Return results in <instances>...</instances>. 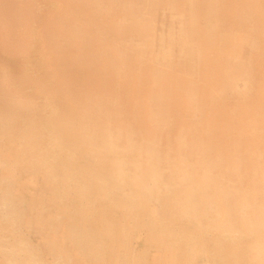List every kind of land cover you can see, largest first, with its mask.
I'll return each instance as SVG.
<instances>
[{
	"label": "rangeland",
	"instance_id": "obj_1",
	"mask_svg": "<svg viewBox=\"0 0 264 264\" xmlns=\"http://www.w3.org/2000/svg\"><path fill=\"white\" fill-rule=\"evenodd\" d=\"M228 1L222 0L221 10ZM243 4H231L235 14H226L217 9L215 0H0V264H10V259L31 264H264V247L259 248L261 252L254 249L259 242L264 246V227L250 231V235L240 232L248 212L241 201L239 212L229 220L240 232L234 241L222 235L225 227L217 218L215 206L204 207L199 218L186 212L187 208L184 210L185 205L197 199L195 182L200 169L192 139L182 149L186 161L178 162L177 133L182 126L198 131L203 115L193 100L184 102L183 93L167 80L169 74L174 81L179 78L189 84V95L194 97L202 85L214 89L216 81L224 83V94L217 91L211 97L207 93L202 95V99L209 98L215 103V114L222 124L213 132L228 134L229 129L223 126L229 120L230 138L245 136L239 142L245 140L247 145L240 146L245 158L241 160L247 167L256 165L258 160L249 156V150L253 141V149L258 144V149L264 148V141L259 140L264 129V4L258 11L239 7ZM126 8L128 14L124 15ZM76 12L78 17L81 15L80 20L90 22L88 26L92 29V17L99 18L96 21L102 28L95 31L92 41L99 59L91 67L105 68L103 86L115 91L121 79L132 85L128 86L131 95L128 91L123 94L121 103L126 108L129 105L128 115L135 113L128 123L140 125L137 130L131 125V131H135L131 137L139 150L135 148L128 155L131 159L123 171L118 168L116 153L108 158L99 144L101 137L92 133L96 129L101 135L104 130L101 119L95 115L92 118L96 124L89 121L85 125L93 112L82 100L90 99V95L82 98L86 93L73 76L83 77L90 69L65 71L57 56L55 43H66L70 46L66 48L69 52L66 50L65 60L72 58L79 66L87 62L88 56L82 52L70 54L75 49L72 38L76 33L71 31L73 19L69 14ZM129 15H137L133 17L139 21L135 28ZM114 23L117 29L110 34ZM179 30L181 37L195 41L194 58L188 59L182 46L172 43L171 61L162 62L158 55L163 42L168 37L177 41ZM86 50L87 47L85 54ZM257 52L259 57L254 59ZM122 53L134 61L124 60L123 69L120 67L124 76L114 75L119 69L111 67L108 61L114 62ZM219 59L223 60L219 64L228 69L227 77L217 74ZM249 65L251 69L243 72ZM210 73H215L217 80ZM95 79L90 82L94 85L92 90L98 87ZM58 83L66 92L69 88L75 90L73 97L58 98L61 93L51 88ZM79 97L81 100H77ZM247 122L251 125L242 133L241 123ZM153 134L154 140L149 141ZM121 135L118 141L122 143L125 130ZM89 142L98 144L95 152L89 151ZM149 148L160 153L162 168L157 188L150 192L142 183L147 181L149 169L140 171L138 179L132 175L135 164L143 167L145 158L141 151ZM214 154L212 151L211 155ZM187 167L193 170L189 172L194 175L190 178L193 181L189 180ZM251 172L243 175L238 171L235 177L238 182L234 184L243 179L247 182L257 179V170L252 172L256 175ZM211 186L203 196L214 192V185ZM249 188L239 187L243 193L234 191L233 198L251 197ZM13 242L20 252L17 253ZM80 252L87 256L82 257ZM29 255H33L32 260L35 258L33 263ZM261 257L263 260L258 263Z\"/></svg>",
	"mask_w": 264,
	"mask_h": 264
},
{
	"label": "bare ground",
	"instance_id": "obj_2",
	"mask_svg": "<svg viewBox=\"0 0 264 264\" xmlns=\"http://www.w3.org/2000/svg\"><path fill=\"white\" fill-rule=\"evenodd\" d=\"M221 3H222V0H215L216 7H217V9H219V11H223L226 14H230V13L235 14V12L233 11V7H232L234 5H240V4L244 3L243 5H241L239 7H243V9H245V10H249V8H252V9L258 11L261 8H263L264 0H229L227 5H226V7H225V9H223V10H221V7H219ZM57 4H56V6H57ZM228 4H230V5L228 6ZM231 4H232V6H231ZM207 6H208V3H207ZM210 7H211V5H210ZM189 8H190V11L193 10V7L189 6ZM125 10L126 11L123 12V14L127 15L128 14L127 8ZM211 11H213V10H211ZM136 13H138V12H136ZM225 13H223V14H225ZM90 15L94 16L93 13L90 14ZM206 15H207V12H206ZM79 17H78V13L77 12L73 13V14H69V18L73 19V24H72V27H71L72 28L71 31L76 33V35H77V37L75 35L72 38V43L73 44L75 43V45H73L72 47L75 48V49L70 54H72V56H75L76 53L79 54V52H82L83 55L88 56V57L85 56L87 58V62L84 65L79 66V65H76L73 62L72 58L71 59L70 58L69 59L66 58V60H65V57H66V54H67V52H66L67 49L66 48H68L67 46H70V45H66V43L61 44L59 42H56L55 43V47H56L55 49L57 50L56 52L58 53L57 56H59V58L63 62L62 63V67H64L63 69L65 71L70 70L72 72V70H74V71L84 72L85 68H87V70L90 69V72H88L86 74L84 72V76L83 77L73 76L74 79L76 80V82L79 83L83 87V93H86V95H83L82 98L84 99L86 97H89L87 93H89V95H90V99L82 100L83 104L85 103L86 104L85 106H87L93 112V115H91V114L88 115L87 122H85V125L87 126L89 121H91L94 124H96L95 120L93 119V118H96L95 115H97L101 119L100 122H101V124L103 123V125H104L103 126L104 130L102 131L101 135L96 133V131H95L96 129L95 128H94L95 129L94 132H92V133H95L97 136L101 137V141H100L101 143H99V144L108 153L107 157L111 156L109 154H113L114 155V153H116L115 155H117V156H115V155L114 156L117 157L118 168L123 171V167L125 166V164H127L126 162L127 161L130 162V159H131V158L129 159L128 155L131 154V152L135 148H137V151L139 150V148L136 147L137 145H136L134 139L131 137L132 134H135V131L134 130L131 131V129H132L131 125L133 123L132 124L128 123V122L132 121L131 119H133V118H131L132 115L131 116L128 115L129 114V105H128V108H126L127 105L123 106L124 104L121 103V99L123 97V94H126V92L128 91V89H129L128 86H129L130 83L123 82V79H121V84L117 83L118 86L115 87V91L112 90V88H111V91H109L110 90L109 87L106 88V87L103 86V82L102 81L107 76L105 74L106 73L105 72L106 71L105 68H103V67H93L92 68L91 67V66H94L93 64L95 63L96 59H99V57L97 58V55H96L97 51L93 48L94 44L92 46V41L94 39L93 36H94L95 33H97L95 31H98V30H100V28H102V27H100L99 24H97V21H96L99 18L95 19V16H94V18L92 17L93 23H94V25H92V26H94L93 29H92L91 27L88 26V25H90L89 24L90 22H88V23H86V21L83 22L82 21L83 19L81 18L82 20H80ZM133 17H130V15H129V18H131L130 22L132 21V24H133L132 26H134V28H135V26L139 24V21L134 20ZM210 18H212V17H210ZM92 19H91V21H92ZM256 19L259 20V17H256ZM9 21H11V20H9ZM13 21H14V19H13ZM135 21H136V23H135ZM143 22L145 23L144 20H143ZM104 25H107V24H104ZM107 26H105V27L107 28ZM113 26H114V30H111V32H109L110 34L112 33V31H115L117 29V27H116L117 24L114 23ZM137 27H138V29H140L139 26H137ZM110 28H111V26H110ZM131 29H133V28L131 27ZM208 32L210 33V31H208ZM69 33H71V32H69ZM210 34H212V33H210ZM70 35L71 34H69V36ZM181 36H183L182 35V30H179V32H178V40L177 41H174L172 39V37H168L167 38L168 41H166V43L163 42V44L161 46V52L158 55V59L159 60H161L162 62H165V61L166 62H170L171 61L173 53H174L173 47H172V43H173V45L174 44H177V45L179 44V46L181 45L182 46V48H181L182 53L184 54V56H187L188 59L194 58L193 56L196 53V46H197L195 44V41L186 40L184 37H181ZM86 47H87V50H86V54H85L84 48H86ZM177 49H179V48H177ZM260 54H261V52H260ZM255 56L256 57H254V59H258V57H259L258 52L255 53ZM127 59H128V55H126L125 53H122V56L120 58H118V59H115L114 62L113 61H108L109 65L111 67L112 66H114V67L117 66L114 69H116V70L119 69V72L115 73L114 75L123 74V76H124V73H122L121 72L122 70L120 69V67L122 68L121 65L124 63V60H126V61L129 60V62L131 61V63L134 61V60H131L130 58L128 60ZM220 59L218 60L217 66H216L215 69L217 70L218 76L227 77L228 74H229L228 69H225L226 67H223L221 65V64H223V60L221 61ZM118 61H119V63H118ZM92 62H93V64H92ZM110 62H111L112 65L110 64ZM219 63H221V64H219ZM96 64L98 65V63H96ZM102 64H103V62H102ZM190 64H191V62H190ZM253 67L255 68L256 66H253ZM249 68L251 69V65H249V67H247V66L244 67L243 68V72H245V70H248ZM64 70H62V72H64ZM70 71L67 72V73H69L68 75H70V77H71L72 74H71ZM210 74H212V79H215V76H214L215 73H210ZM118 76L121 77L122 75H118ZM123 76H122V78H123ZM92 79H95V82H94L95 85H96L95 87H97V86L99 87L100 86L99 88L97 87L96 90H92L93 86H94V85L93 86L91 85V84H93V82L90 83L92 81ZM167 80H169L171 82V86H173V88L176 91H181L183 93V97H182L183 101L184 100H186V101L187 100H193L194 104L197 105L198 110H200L201 114L203 115V116H201V118H200L201 122L199 123L202 127H198V131H196V130L189 131L187 129V127L182 126L180 128L179 132L177 133L178 134L177 137H178V140H179V152L177 153L178 154V156H177L178 162L181 164V163H184L186 161L185 160L186 157L184 156L185 154H183V150L182 149L184 147H186L187 144H189V140L192 139V144L195 145V150L198 151V167L200 169L199 170L200 171V177L198 178V182L196 180H194V181H196L195 183L198 186L197 199L194 202L191 201L190 204L185 205L184 206V210H185V208H187L186 212L194 213V214L198 215V218H199L200 215L203 216V213L205 211L204 207L207 206V208H208V206H209V207L212 208L213 206H215V209H216L215 211H216L217 218L220 219V222L225 227V231L222 232V235L224 237H226V239H228L229 241L230 240L234 241L232 239H235L237 235L239 236L240 232L242 233V232L245 231V232L249 233L250 231L252 232V230H253V232H255L256 228H259V229L262 228L263 229V227H264V148L262 150L258 149V145L259 144L257 143L258 145L255 146V148L253 149L252 148V146H254V141H253V143L251 144V148L253 150L250 148V150H249L250 155L249 156L252 159L258 160V162L257 163L255 162L256 165H254V166L247 167V164L243 163L244 162L243 160H245V158H242V157H244V154H243L242 150L240 149V146L242 147V145L247 146L246 145V141L244 140V142L239 143L241 139L245 138L244 134H241L240 137H238V135H237L234 139H231L230 138L229 120H227L225 125L223 126V127H227L229 129L228 134H223V132H220V131H217V133H214L213 130L217 126H219V128H220V125H221V127H222V124H220L218 122V118L216 117V114H215L216 111H217V110L214 109L215 103H213L211 100H209V98L202 99V95H204L206 93H207V95H210V97H211L212 94H215V92H217V91L219 93L224 94L225 93L224 91H226L225 90L226 89L225 88L226 85L224 83L222 84V82L219 83L218 81H216L214 89H205L208 86L202 85L201 88L198 89V94H195V97L196 96H198V97L195 98L194 96H190L191 92H189V90H188V88H190L189 84H184L179 78H175V81H174V79L171 78V76L169 74H167ZM215 80H217V79H215ZM88 83H90V84H88ZM53 86L54 87H51V88L53 89V91L55 93H57L58 91H59V93H61L60 96H59V94H57L58 98H72L73 97V93L75 92V90H72V88H69V91L66 92L65 87L62 86V84L60 86V84L58 83L56 86L55 85H53ZM110 87H111V85H110ZM131 87H132V85H131ZM134 87H135V85H134ZM230 87H231V85H230ZM100 90H101V92H100V94H98V92ZM130 90H133V89H130ZM53 91H52V93H53ZM119 93H121V94H119ZM128 93H129V95H131V91H128ZM55 96H56V94H55ZM53 97H54V95H53ZM132 97H133V95H132ZM58 98L56 97V99H58ZM129 98H130V96H129ZM77 100H81V97L77 98ZM176 100H177V102H179L180 99L177 97ZM124 101H126V100H124ZM179 103L181 105V102H179ZM139 104H140V101H139ZM138 108L142 109V107H138ZM225 109H227V108H225ZM138 111H137V113H141V112H138ZM133 116H135V113H134ZM122 119H127V120L124 121ZM250 120H252V119H250ZM113 122H114V124L116 123L115 124L116 127L111 125ZM133 122H134V120H133ZM260 124H262V123H260ZM133 125H135V126H132L135 130H137L138 126L140 127V125H138L137 123L133 124ZM249 125H251V122H247V123H244V124L241 123V127H240L241 131L242 130L244 131ZM110 126H112L113 128H111ZM71 127H72V125H71ZM262 127H263V125H262ZM64 129H66L65 126H64ZM122 130H125V138H124L125 140H122L123 142L121 143V142L118 141V138H120V136H122L121 135V131ZM243 131H242V133H243ZM261 131L262 132H260L261 134H260L259 140H260V142H263L264 141V129L261 130ZM188 132L191 135V137L189 136ZM155 136L156 135L153 134L150 138H148L149 141L154 140ZM200 138H201V140L199 141ZM75 140H77V139H75ZM197 142H198V144H197ZM222 143H223V145H222ZM97 145L98 144H96L94 142H89V145H88L90 147L89 151L91 153L95 152L96 149H97ZM153 148H154V145H153ZM200 151H202V152H200ZM212 151L215 153L214 155H211ZM141 152H142L141 156H144V158H145L144 162L141 164L143 167L138 165L139 163L135 164V166H136L135 167V171L132 172V175H135L137 177V179H138L139 178L138 174H140L139 173L140 171L143 170V172H144V170L146 168L149 169L148 170L149 174L147 175V177H145V179H147V181H143L142 183L146 184V186H145L146 188L145 189L150 192L154 188H157L159 179L161 177V172H162V168L160 166V158H161V156H160V153L158 151H156L155 149H152V148H149L147 150L144 149V151H141ZM204 152H209L210 154L204 153ZM208 155H211V158H209ZM93 157H91V159ZM68 159H69V156H68ZM241 159H243V160H241ZM90 169H91V167H90ZM249 169L252 172L257 170V175H256V173H252L251 172L252 174L256 175L255 178H257V179H255L254 181H251L250 179H248V182L243 179L241 182L240 181H239V183L235 182V184H234V181L238 182V179H235L236 175H238V171H241L243 175H246V173L248 175V171L250 172ZM80 170H81V168H80ZM186 170L188 172L189 180H191L190 178L193 177L194 175L190 176L189 172L193 171V170L190 167H187ZM233 172H235V173L233 174ZM133 179H134V177H133ZM161 180H162V183H163L164 180L163 179H161ZM191 181H193V180H191ZM133 182H135V181L133 180ZM75 183H76V181H75ZM187 183L189 184V181H187ZM211 185H214L213 186L214 187V189H213L214 192L212 193V191H210L207 195L205 194V196H203L202 193L204 191L206 193L207 189H209V187ZM239 187H243V188H245V187L249 188L250 187L249 188L250 189L249 190V192H250L249 195L251 197H249L247 195L243 199H242V197H240V199L233 198V195L235 193L234 191H236V192L239 191V192L243 193L242 189H241V191L239 190ZM88 189H90V188L88 187ZM186 197L188 199H192V198H190V196L186 195ZM106 198H108V197L106 196ZM240 201L242 202V204H245L244 205L245 209L248 210V212L246 213V220L244 222V225L242 226L240 232H238L237 227L231 226L232 225V223H231L232 221H229V220H231L230 218H233L234 215L236 214V212L237 213L239 212V208L242 207V205L238 206ZM187 202H190V200H187ZM218 215H219V217H218ZM12 226L14 227L15 225L13 224ZM101 226H102V224H101ZM9 227H11V226H9ZM100 231H102V229ZM261 233H262V231H261ZM262 234L264 235V232ZM84 235L87 237V233L84 234ZM89 235L90 234H88V236ZM249 235H250V233H249ZM253 235H254V233H253ZM86 237H84V241L87 239ZM261 237L259 236V239ZM66 239H68V238H66ZM76 239L79 240V238H76ZM81 240H79V243L82 242ZM100 240H103V238H101ZM16 241L20 242L18 240H16ZM22 242H24V241L22 240ZM75 242H77V241L75 240L74 243ZM260 243L261 242H259V247H257L258 243H256L257 246L254 247L255 250L257 248L259 249V248L264 247ZM11 244L16 246V248H17V245L14 242L11 243ZM89 244H91V243H89ZM18 245H19V243H18ZM96 245H99V243H97ZM104 245H100V246L103 247ZM9 246H7V247L9 248ZM74 246L75 245H73V247ZM92 246H95V245L92 244ZM100 246H99V248H100ZM21 247H22V245H21ZM19 248L20 247L18 246L17 253L20 252ZM97 249H98V246H97ZM21 250H22V248H21ZM259 250L261 252L262 249H259ZM259 250H257L256 252H258ZM203 251H204V249H203ZM78 253H79V251H78ZM80 253H81L80 255H83L84 252H80ZM85 253H86V251H85ZM257 254H259V252ZM14 255L12 254L11 256H14ZM33 255H32V257H33ZM85 255H83L82 257H84ZM99 256H97L96 258L99 259L100 258ZM32 257L30 256L31 259H29V261H31L33 263V260L35 258L32 260ZM34 257H36V256H34ZM12 258H16V257H12ZM256 258H258V257H256ZM97 259H95V262H96ZM257 260H258V263H259L260 260L262 262L263 257H261V259L259 258ZM6 261H8V260L6 259ZM9 263L10 264H31V263H28V262L26 263L23 260L12 262L11 259H10ZM262 263H264V262H262ZM255 264H257V263H255Z\"/></svg>",
	"mask_w": 264,
	"mask_h": 264
}]
</instances>
